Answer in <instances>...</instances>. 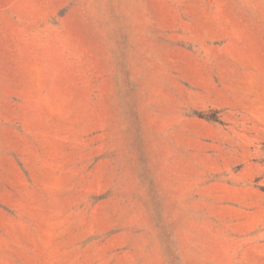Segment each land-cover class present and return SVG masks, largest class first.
<instances>
[{
  "label": "rangeland",
  "instance_id": "374dc122",
  "mask_svg": "<svg viewBox=\"0 0 264 264\" xmlns=\"http://www.w3.org/2000/svg\"><path fill=\"white\" fill-rule=\"evenodd\" d=\"M0 264H264V0H0Z\"/></svg>",
  "mask_w": 264,
  "mask_h": 264
}]
</instances>
